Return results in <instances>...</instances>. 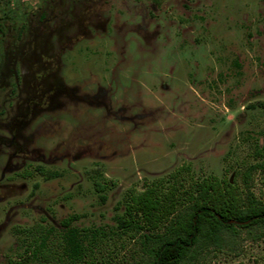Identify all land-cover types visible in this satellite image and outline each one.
Here are the masks:
<instances>
[{
  "label": "rangeland",
  "instance_id": "obj_1",
  "mask_svg": "<svg viewBox=\"0 0 264 264\" xmlns=\"http://www.w3.org/2000/svg\"><path fill=\"white\" fill-rule=\"evenodd\" d=\"M262 147L264 0H0V264L16 229L112 225L128 190L235 179ZM239 232L202 264H264Z\"/></svg>",
  "mask_w": 264,
  "mask_h": 264
},
{
  "label": "trees",
  "instance_id": "obj_2",
  "mask_svg": "<svg viewBox=\"0 0 264 264\" xmlns=\"http://www.w3.org/2000/svg\"><path fill=\"white\" fill-rule=\"evenodd\" d=\"M257 153L263 156L264 147ZM259 170L263 162L230 179L198 175L184 163L128 190L112 225L80 229L73 226L78 216H71L60 228L37 223L16 229L21 250L8 264H202L210 249L240 229L264 228V193L253 190Z\"/></svg>",
  "mask_w": 264,
  "mask_h": 264
}]
</instances>
